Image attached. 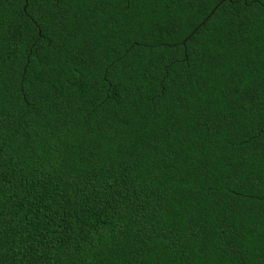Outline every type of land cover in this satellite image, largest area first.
Returning <instances> with one entry per match:
<instances>
[{
    "label": "trees",
    "instance_id": "16d2710c",
    "mask_svg": "<svg viewBox=\"0 0 264 264\" xmlns=\"http://www.w3.org/2000/svg\"><path fill=\"white\" fill-rule=\"evenodd\" d=\"M0 264H264V0H0Z\"/></svg>",
    "mask_w": 264,
    "mask_h": 264
}]
</instances>
